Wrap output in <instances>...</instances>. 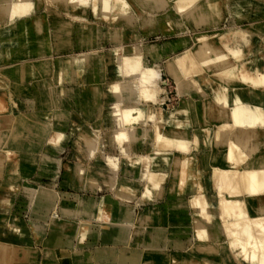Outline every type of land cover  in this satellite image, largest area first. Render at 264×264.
<instances>
[{
	"label": "crops",
	"instance_id": "crops-1",
	"mask_svg": "<svg viewBox=\"0 0 264 264\" xmlns=\"http://www.w3.org/2000/svg\"><path fill=\"white\" fill-rule=\"evenodd\" d=\"M32 1L31 9L22 15H17L12 23L8 11H0V34H7V37L3 39L8 42L15 40L19 42V45L13 47L17 50L16 55L0 57V82L5 91L9 110L24 115L27 133H29V136L16 142L23 144L20 149L27 152L23 159L24 162L20 160L18 166V175L23 176L24 179L20 178L17 184L11 183V178L8 176L11 172L7 174V168L3 170L2 177L6 179L0 184V214L9 213L20 220V217L14 213L17 206L12 205L11 188L19 184L23 187L25 179L31 180L30 185H36L41 190L53 194L55 200L46 201L40 198L36 202H31L30 199V204L34 203L32 206L25 202V208L30 206V209L31 207L37 209L38 218L30 217L24 225L18 222L23 229L22 233L17 234L18 236H7L10 232L6 229L4 234L6 237H2L9 241L35 244L40 248L28 264H144L145 259L149 257L146 255L148 252H151L158 261L163 257L169 259L172 253H176L180 256L193 255L203 261H209L210 264H222V252L203 254L191 250L195 230L193 229L192 211L188 207L191 196L202 188L212 204V210H215L216 218L220 220L218 218V189L213 182L212 168L214 165L226 166L227 163L220 156L218 151L221 147L218 149L215 146L213 137L206 138L199 132L202 126L214 127L218 121H211L207 110L200 107H190L179 111L182 120L189 125L188 131L184 133H187L184 137L190 140L189 148L185 151L171 148L164 153L157 152V154L155 151L159 148L154 140L155 128L151 135H144L143 138L140 137L137 140L131 136L132 134L126 139L118 136L121 129L127 125L123 121L122 108L117 106L120 103L119 99L126 105H142V110L146 114L152 111L142 99L133 97L121 87L114 88V83L131 78L119 71L120 67H117L115 54L112 56L111 51H107V49H114L116 45L107 33L111 28H118L121 34V45L127 44L128 38L125 35L127 32L135 33L137 40L138 38L141 40L145 32L155 34L158 39L163 37L164 40L158 42L168 45L165 46L163 55L155 58L149 55L142 59V65H152L159 71V84L162 89L160 93H163L167 86V82L163 80L165 72L176 82L177 88L178 83L175 76L171 74L167 61L178 56L191 44V41L186 35L167 39L165 36L168 33H182L186 30L179 28L175 22L149 27L143 23V15L151 18L170 16V13L177 15L173 0H151L150 2L135 0L145 12L140 15L134 8L130 7L128 10L126 7L124 13H129L135 23V29L130 30L127 19L111 20L117 15L124 14L119 9L124 0H118L119 8L113 9L110 13H104L100 4L99 9L95 10L92 2L88 5L74 7V3L64 4L55 1L58 10L56 16L65 14L67 18H73V21L57 17L54 22L46 0ZM36 13L42 14L46 19L45 29L40 31L39 37L31 28H26L20 23L23 20L22 17L30 18ZM79 18L92 23L90 30L85 32L86 34L79 31V24L76 22ZM108 18L110 24L114 21L112 27L109 25L110 28L106 25L105 19ZM64 20L71 21L70 31L62 27L61 23ZM100 26L104 28V33H99L97 34L99 36L95 37L90 35L95 27ZM186 38L188 42L185 43ZM87 39H91L90 44L97 54L87 60H71L67 57L65 59L68 54H78L87 49L85 46ZM257 59L258 61L252 64L254 68L252 71L264 68V64L259 60H264V53H258ZM49 82L53 88L51 94H47V83ZM160 93L158 96L165 98V95H160ZM181 95L202 100L209 96V92H197L189 83V87H185ZM160 111L157 113L159 114ZM70 114L75 116V119L71 118L72 122L67 119ZM143 119L133 122L139 128L138 131L144 132L151 125L155 126V122H151V119ZM49 120V131L41 132L38 124ZM73 120H77L76 126L79 127L87 123H98V126L110 131L111 134L108 136L110 145L119 146L121 152H109L105 156L98 154L93 156L90 152L83 155L73 152L66 153L67 146L76 143L73 136L76 126ZM51 121H53L52 125ZM197 134L198 143L195 140ZM85 140L92 149V143L95 140L99 142V131L91 129L85 136ZM146 144L150 146L148 151H144ZM125 145H129L132 151H123ZM215 147H217L216 151ZM33 150L35 152L32 155ZM8 157L7 165L11 164V153ZM108 157H112L113 162L116 160L114 162L116 166L109 164ZM80 171H83L84 177L80 178ZM31 178H37L41 183L37 184ZM48 178L51 179L50 184L47 181ZM64 205L75 211L74 215L66 216V219L71 220L72 223L81 224L78 215H82L80 213L87 215L84 220L88 225L82 235L78 233L70 238L65 237L57 227L59 223L64 222V219L61 221L57 218L56 220L50 219V211L56 208L62 212ZM146 213L149 218L144 221L143 217ZM101 222L126 225L134 222L137 227L147 226L151 232H136L134 235L127 231V233H117L119 228L115 226L113 227L115 233H110L106 229L102 230ZM52 224L55 227L50 235L47 229ZM3 225L0 222V231L4 228ZM217 226L220 227V223ZM53 233L57 235L54 238L51 237ZM219 240L225 243V236L222 232ZM46 247L51 252L48 256L44 252ZM128 253L134 258L128 259Z\"/></svg>",
	"mask_w": 264,
	"mask_h": 264
},
{
	"label": "bare ground",
	"instance_id": "bare-ground-1",
	"mask_svg": "<svg viewBox=\"0 0 264 264\" xmlns=\"http://www.w3.org/2000/svg\"><path fill=\"white\" fill-rule=\"evenodd\" d=\"M55 1H58L60 3L63 2L64 4L74 3V7L79 5H88L91 1L95 10L99 9V4H102L101 7H103V11L107 13H110L111 11H113V9L119 8V5H117L118 0ZM150 1L151 0H142V2ZM122 2V6H120L119 8L122 13H124V10H126V7L128 6L134 8L137 14L142 15L145 12L135 0H124ZM173 3L174 9L177 13L187 18H191L196 25L200 26V24L206 23L210 25L214 22V19H211L210 17L216 15L211 14V11H215L216 9L219 10L218 6L220 4V0H173ZM249 3V0H239L234 2L232 7L235 14H240L237 16L247 15ZM32 6V0H0V11H8L11 18V23L17 15L26 13L31 9ZM263 13L264 3L257 1L250 14L254 18H258ZM129 17H131L129 13H124L122 15H117L116 17H114V20L120 21L123 19H127L128 22ZM24 18L25 17L21 18L23 20L20 21V23H22V25L26 28H31L35 32L34 34L39 37L41 33L40 31L45 29V17L40 13H36L30 18ZM202 18H204L202 20L203 22L198 21ZM147 19L148 18H145V23L149 21ZM78 20L87 21L82 18H79ZM61 24L65 30H71V21L64 20V22H62ZM232 26H235V24L230 25V27ZM78 27L81 33L90 30L87 26ZM249 28L252 31V27ZM6 35L7 34H0V57L8 55L14 56L17 54V50L13 47L19 45V42H16V40L13 42L4 40L3 37L6 38ZM125 35L127 37L135 36V38H137L136 34L132 32H127ZM30 37L31 36H29V38ZM187 39L188 38H186L185 43L188 42ZM189 40L192 41V44L187 46L185 50H183L177 57H175L176 59L173 63H171L170 68L173 71L176 70L173 66V64H175L176 66V62L177 65L183 66L186 69H189V66H192L190 64L193 62L194 65L196 63H201L204 69L203 71H201L199 76L201 78L206 77L215 79L217 85L219 87H222H220V90L215 91L216 93L212 95L213 97L211 96L205 100H195L190 96L185 99L186 102H184L185 100L183 99H181V101L183 102L184 106L186 105L189 107L191 104V107H200L204 110L209 109L208 118L211 121H218V124L215 125L216 128L214 127V133H212L213 143L218 147V149L219 147H221V150L218 152L227 163L226 166L214 165L212 168L213 173H215L214 175L212 174L213 182L218 189L217 200L220 227L216 226L213 228V226L211 225L212 204L202 188L196 194H193L189 200L188 207H190L192 211L194 228L198 229L197 231L195 230L196 233L194 232L193 245L191 250L199 251L203 254L222 252V264H264V68H259L252 71L254 69L252 67V64L258 61V53L261 52L260 48L256 46L257 36L253 32H247L243 29L219 31L217 27H209L207 29H194ZM90 41L91 39H87L85 41V46L87 47V49L81 51L78 54H68L65 56V59L68 58L71 60H87L97 54L95 53L96 50L92 48ZM165 46L168 45L160 43H143L136 44L133 47H128L125 53L117 52L116 54L119 57L118 60H121L122 62L119 71L124 72V74L129 77L138 78L139 76V80L137 82L134 79H130L125 83L117 82L114 83V88L118 89L121 87L125 91L129 92L133 97L142 99L146 105H149L148 102H152L153 104H155L159 99L158 94L162 89L160 87L158 77L153 76L152 73H148V71H151L154 66L142 65V59L149 55L154 58L162 56ZM171 60L172 58L169 59V62ZM50 82L47 83V94H51L53 92V88L51 87ZM142 89H144V91ZM4 92L5 91L3 89L2 82H0V113L4 112V109L8 107V101L6 96L4 95ZM162 99L164 98L162 97ZM119 101L120 103L117 102V106L122 108V111H120L121 114L123 112V121L124 124H127L124 126L125 128L121 129V131L118 133V136L122 139L130 138L132 136L137 140L140 137L143 138L144 135H151L153 128H155L157 136H155L156 139L154 140H168L167 138H169V133H172V129L180 121V119H178L176 115L177 105L174 107V109L171 110L163 109L164 111H160L159 114H155L153 112L146 114L144 110H142V105H126L123 104L120 99ZM242 101H245V103L249 104L245 105ZM182 102L179 103L182 104ZM220 109L224 110L222 114L219 112ZM7 110L9 113L8 115L14 117L12 120H0V147H2L1 149H3L7 153V158H9L8 156L12 150L11 131H13V133H16V131L19 130L24 132L23 127L25 125V117L22 113H19L17 111H11L9 110V108H7ZM211 110L213 112H211ZM119 112L117 114H119ZM134 112H137V114H135ZM142 118H144L143 120H145L146 118L151 119V122L154 121L156 123L155 126L153 125L154 127H152L151 125V127L147 128L144 132L138 131L139 128L135 126L134 123L140 121ZM195 120L197 119L195 118ZM49 122L50 120L45 123L38 124L41 132L47 133L49 131ZM210 128L211 127L207 128L202 126L199 132L204 134V136H208L209 134H211ZM179 132L171 135L172 137L177 136L178 138L176 147L168 146L165 144L162 145L168 146V149L178 148L183 151H185V149L188 150V144L190 143V140L186 136L184 137V135L186 134L180 132L182 134L179 135ZM198 134L195 136V140L197 143ZM14 137L15 136H13L12 139ZM97 144L98 141L95 140L92 143V149H95L97 147ZM15 145L21 148L23 144L15 143ZM217 147H215V151ZM20 148L18 150L21 151ZM160 149L156 150L155 152L164 153V151H168V149ZM14 150L17 154L18 150H16V148H14ZM187 150L186 152H188ZM31 154L33 155L34 152H31ZM111 158L108 157L109 164L114 167L116 166V164L114 163L116 160L113 162ZM23 159L24 157H21V161L24 162ZM14 161L17 160L15 159ZM14 163L10 164L9 167L17 168V165H14ZM3 165L4 163L0 162V168ZM82 174L83 171H80V178L83 176ZM150 178L152 179V176ZM23 185L24 186L21 188L29 196L31 202H36L40 200V198L46 201L55 200L53 194L48 191L41 190L36 185ZM145 191H147L146 188ZM54 209L52 210L54 211ZM52 210L50 211V219L56 220V216L54 214H51ZM63 212L67 214V216L75 214V211L71 210L66 205H64ZM80 214L83 215V213ZM205 217L208 219V221H206L208 222V227H206L204 224ZM146 218H149V215L147 213L144 214V221H146ZM202 218L203 221H201ZM2 220L4 228L0 231V264H11L10 262L22 259L33 260V257H35L34 255L36 254L38 249H40L35 244L32 245L28 244L27 242L25 243L9 241L2 237H6V235H4L6 229L10 230L11 228H13L17 232H19L18 234H20V232H23L22 227L18 224L17 217L9 213H3L0 214V222ZM132 221H134V219ZM101 223L102 225L100 226L102 227V230L106 229L107 232L114 233L111 232L112 229L107 228V225L111 226V224H113L112 222ZM78 224L72 223L71 220L65 219L64 222L59 223L57 227L60 228L65 237L70 238L74 235L76 236L78 233L82 235L85 232L87 225L78 226ZM143 224L146 225V223ZM126 226L128 227V231L126 230L128 233H130L131 235L136 234L137 231L132 230V226H136L134 222H129V224H127ZM149 232L151 231L149 230ZM221 232L225 236V243L219 240ZM14 233L17 234L16 232ZM45 254L46 256H48L50 253L46 252ZM128 254V259L134 258L133 255H131L130 253ZM146 255L149 257L145 259L144 264H210L209 261H203L202 259L196 258L193 255L180 256L176 253H172L169 259L163 257L160 259V261L154 258L151 252H148V254Z\"/></svg>",
	"mask_w": 264,
	"mask_h": 264
},
{
	"label": "rangeland",
	"instance_id": "rangeland-1",
	"mask_svg": "<svg viewBox=\"0 0 264 264\" xmlns=\"http://www.w3.org/2000/svg\"><path fill=\"white\" fill-rule=\"evenodd\" d=\"M236 1H239V0H220V4L218 6L219 7V10L216 9L215 11H211V14L216 15V16H211L210 17L211 19H214V22L212 24H210V25H208V24H201L200 26H198V25H196L194 23V21L192 19L187 18V17H185L183 15H180L179 13L177 15L170 13V16L165 15L163 17H153V18L144 15L143 23H145L144 22L145 18H148L147 20H149V21H147L145 23V25H147L148 27L150 25H157V24L163 25V24H168L169 22L170 23L171 22L172 23L175 22V24H177V26L179 28H181L182 30H186V31H184L182 33H179V32H176V33H168V34H166L165 39H167V38H177V37H179L181 35H184V36L185 35L186 36L188 35V37L190 38L192 36V33H193L194 29H196V28L207 29L209 27H217L219 29V31H227V30L230 31V30H236V29H243L244 31H247V32H253L257 36L256 46L258 48H260V51L262 53H264V13L260 17H258V18H254L250 14L251 11H252V9L255 7V3L257 1L258 2H261V3H264V0H255V1L254 0H249L250 3H249L247 15H245V16L244 15L237 16V15H240V14H237V15L235 14L234 9H233L232 6H233V3L236 2ZM46 2H47V8L49 10V13H51V19L53 20V22L56 20L55 18H57V17L59 19H62L63 17L64 18H67L65 14L64 15L60 14V15L56 16V12L58 10H57V5L55 3V0H46ZM100 5H102V4H100ZM250 6H251V8H250ZM127 9L130 10V6H128ZM101 10H103V7H101ZM64 13H66V12L64 11ZM104 13H107V12H104ZM67 19H71V18L68 17ZM203 19L204 18H202V19H200L198 21H202ZM105 20H106L107 27L109 25L110 26L111 25H114V21H112L111 24L109 23V18L108 19H105ZM111 20H114V18L111 19ZM76 22L79 24L78 26H80V27L87 26L88 28H90L91 25H92V23L89 22V21L76 20ZM128 22H129L128 23V29L129 30L130 29H135V23H134V21H133V19L131 17H129V21ZM93 24H95V23H93ZM99 24H101V23H99ZM232 24H235V26L230 27V25H232ZM110 26H109V28H110ZM249 27H252V31L250 30ZM98 29H99V31H98ZM216 31H218V30H216ZM85 32H83V33L86 34ZM104 32L105 31H104V28L102 26L95 27L94 30L90 32V35H93L95 37V36H99L97 34L104 33ZM107 34H109V37L113 41L116 42L115 48L112 49V50L107 49V51L108 52L111 51V55L112 56H114V54H115V58L117 60V67L118 66L121 67V65H122L121 60H118L119 57L116 54L117 52L118 53H125L128 47H133L136 44L158 43V42H161V41L164 40L163 38L158 39L157 36H155L151 32H145V34L143 35V37H142L141 40H139V38L137 40V38H135V36H130V37H127L128 38L127 44L126 45H121V43H120V41H121V38H120L121 34H120V30L118 28H111ZM111 34L114 35V36H112ZM191 44H192V41H191ZM109 47L110 46H108V48ZM175 59H176L175 57L172 58V60L170 62L168 60L167 61V64H168V67H169V70H170L171 74L175 76V80L178 83L177 88H176V82H174L173 79L169 76V74L167 72H165V75H163V80H165L167 82V86H166V90L163 93H160V95L161 94L162 95H165L166 98L162 99L160 96H158L159 99L157 100V102L155 104H153L152 102H148L147 101L148 104H149L150 111H152L155 114L157 113V110L160 111V109H161V112L164 111L163 108L166 109V110H171V109H174V107L177 105L176 106V115H177V118L180 119V121H179V123L177 125L174 126V128L172 129V133L171 134L169 133V135H168L169 138H167L168 140H162V141L155 140V143H156V145H157V147L159 149L160 148H162V149H168L169 148L168 146L176 147V145L178 143V138H177V136L172 137L171 135H173V134H175V133H177L179 131L182 132V133H185V132L188 131V126L189 125L182 120L179 111L185 110L186 108H190L191 107V104H190L189 107L186 106V105L184 106L183 105V102L181 101V99L185 100L187 98V97H183L181 94L184 92V88L185 87L186 88L189 87V83H191V85L194 86V89L197 92H201V91L209 92V96L207 98L211 97L212 95H214L216 93L215 91L220 90L222 88L221 86H220L221 87L220 88L217 85L215 79L206 78V77L201 78L199 76V74L201 73V71H203V69H204L202 67L203 65L201 63H196L194 65V62H193V63L190 64L192 66H189V69H186L183 66L177 65V62H176V66H175V64H173V66L175 67L176 70H174V71L171 70V68H170L171 66L170 65H171V63L174 62ZM259 60L264 64V60L263 59H259ZM154 68L155 67H153V69L151 71L149 70L148 73H150V74L152 73L153 76H156L159 79V77H160L159 71L156 70V69H154ZM121 73L124 74V72H121ZM188 74H189V76H188ZM130 78L131 79H134L136 82L139 80V76H138V78L137 77H130ZM125 82L126 81H123L122 83H125ZM176 89H177V91H176ZM142 90L144 91V89H142ZM177 92H178V94H177ZM203 100H205V99H203ZM179 102H182V104L179 103ZM184 102H186V100ZM242 102L245 105H248L249 104V103H245V101H242ZM7 108L4 109V112L0 113V120H10V119L12 120L13 119L14 116H11V115L9 116L8 115L9 113H8ZM206 110L209 113V109H206ZM223 111L224 110H222V109L219 110V112L221 114L223 113ZM211 112H213V111L211 110ZM72 117H74V119H75V116H71V114L67 118V119H69L68 120L69 122H72V119H71ZM73 121H74L75 126H76L77 125V123H76L77 120L76 121L73 120ZM52 123H53V121H51V125H52ZM217 124H218V122H217ZM78 127L79 126L74 127V131H73L74 132L73 133V136L75 137L76 143L73 144V145L67 146L68 149H67L66 153L73 152V153H79L80 155H83L84 153L90 152L94 156L96 154H98V155H105V154H108L109 152H112V153L121 152V149L119 148V146L112 147L110 145V143H109V137H108L111 134L110 131H108L106 129H103L102 127L98 126V123H87L84 126L82 125L79 128ZM214 127L216 128V126H214ZM214 127H213V129H212V127L210 128L211 134H209L208 136H205L206 138H208L209 136H212L213 137V134L212 133H214V130H215ZM91 129H97L99 131V142H98L97 147L95 149H91L90 146L87 144V142L85 140V136L88 134V131H90ZM23 131L24 132H22L21 130H19V131H16V133H13V131H11V136L12 137L15 136L13 139L11 137V148H12V150H11V164L15 162L14 165H17V168L16 167L10 168L9 167L10 164L7 165V162H8L7 153L3 149H1L2 147H0V162H3L4 163V165L0 168V184H1V182H3L4 179H6V178H3L2 177L3 174H4L3 172L5 171V168H7V170H6L7 171V174L9 172H11V175L8 174V176L11 178V183H16L17 184L18 181L20 180V178H21V180L24 179L23 176L20 177L18 175L19 174L18 166H19V162L21 160V157H24L25 155H27V152L22 151V150L21 151L18 150L20 147L17 146V145H15V143L17 141L23 139L26 136H29L28 135L29 133H27L28 132L27 124L24 125ZM180 132H179V135L182 134ZM155 136H157V134ZM170 136H171V138H170ZM155 139H156V137H155ZM162 144H165V145H168V146H163ZM126 147H128V148H126ZM14 148H16V150H18V153L17 154H16ZM148 149H150V146L148 144H146L144 146V151H148ZM94 151H96V152H94ZM123 151H132V150H131V148H130L129 145H125V149ZM33 152H35V151L33 150ZM15 159L17 161H14ZM81 167H82V165H81ZM214 174L215 173H213V175ZM31 179H34L35 181L34 180H32V181L37 182V184L41 183V181L38 180L37 178H31ZM24 181H25L24 184L32 183L31 180H26L25 179ZM47 181L50 184L51 179L48 178ZM44 185H46V183ZM11 196H12L11 197L12 198L11 199L12 200V205L17 206L16 209L14 210V213L16 215H18V217H20V220H18L19 224L24 225L29 220L30 217H32V218H38V216H37L38 214H36L37 209L34 208V207L33 208L31 207V209H30V206L34 205V203H31L30 204V198L22 190L21 184L17 185L16 187L11 188ZM25 202H28V204L30 205V206L28 205L29 206L28 208H25L24 207ZM11 211H12V209H11ZM212 211H214V212L212 214L211 225L214 228V227L217 226L218 223H220V220H218L216 218L215 210H212ZM51 214H54L56 216V218H57L58 221H61L62 219L65 220L66 219V216H67L63 212V210L61 212V210H57L56 208L54 209V211L52 210ZM78 216H79V219L81 220V224L79 223L78 226L79 225L80 226H86V225H88V224H85V223H87V221L84 220V218H86L85 216H87V215H78ZM201 221H203V218L201 219ZM206 221H208V219L205 217L204 224H205L206 227H208V222H206ZM2 222H3V220L1 221V223ZM193 224H194V222H193ZM107 226H108L107 228L112 229V231L110 230L111 232H114L113 227H115V226H117V227L119 226L118 228H119V230H121V231L118 230L117 233H121V232L122 233H127L126 230L128 231V227L126 226V224H121V225L120 224H117L116 225L115 223H113V224H111V226L110 225H107ZM53 227H55V225H53V224L48 226V229L47 230L50 232V235L54 231V230H52ZM146 227L147 226H145V227H142V226H139V227L132 226V230L133 231H137V232H142V231L149 232V228L148 227L146 228ZM193 229L196 230V231L198 230V229H196L194 227H193ZM9 232L10 233H8L7 236L17 235L18 234V232L15 229H13V228H11L9 230ZM14 232H16L17 234H15ZM56 236L57 235L55 233H53V235L51 237L54 238ZM44 252L45 253L46 252L51 253L50 252V249L47 248V247L45 248V251ZM29 261L30 260L22 259V260H15V261L10 262V263L11 264H28Z\"/></svg>",
	"mask_w": 264,
	"mask_h": 264
}]
</instances>
